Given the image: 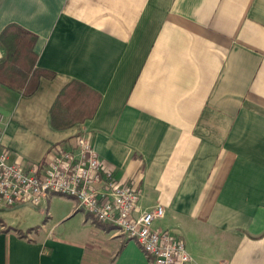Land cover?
Listing matches in <instances>:
<instances>
[{"label": "crops", "instance_id": "0c3cea01", "mask_svg": "<svg viewBox=\"0 0 264 264\" xmlns=\"http://www.w3.org/2000/svg\"><path fill=\"white\" fill-rule=\"evenodd\" d=\"M9 24L38 36L39 67L56 73L30 98L0 85L12 163L42 169L87 137L141 190L135 217L163 206L153 228L184 241L191 264H264V0H0V34ZM73 80L102 102L57 130L51 109ZM56 198L33 208L45 218ZM56 203L55 225L0 217V264H154L114 226L66 234L58 223L89 215Z\"/></svg>", "mask_w": 264, "mask_h": 264}, {"label": "built area", "instance_id": "2783aa9c", "mask_svg": "<svg viewBox=\"0 0 264 264\" xmlns=\"http://www.w3.org/2000/svg\"><path fill=\"white\" fill-rule=\"evenodd\" d=\"M4 120L0 112V209L28 203L39 206L50 195L69 197L94 222L114 226L135 241L154 264L192 263L184 241L153 228L154 221L165 214L163 206L135 217L141 190L121 183L104 169L89 138L77 137L78 152L60 149L44 168L26 170L10 161L2 141Z\"/></svg>", "mask_w": 264, "mask_h": 264}, {"label": "trees", "instance_id": "16d2710c", "mask_svg": "<svg viewBox=\"0 0 264 264\" xmlns=\"http://www.w3.org/2000/svg\"><path fill=\"white\" fill-rule=\"evenodd\" d=\"M37 41L36 34L18 24H9L0 34V85L26 98L38 92L43 80L56 78L55 72L39 67ZM101 102L102 95L98 91L73 80L52 106V126L57 130L82 126L95 117Z\"/></svg>", "mask_w": 264, "mask_h": 264}, {"label": "rangeland", "instance_id": "374dc122", "mask_svg": "<svg viewBox=\"0 0 264 264\" xmlns=\"http://www.w3.org/2000/svg\"><path fill=\"white\" fill-rule=\"evenodd\" d=\"M56 201L53 202L50 206V212L47 213V216L43 218V215L40 214L36 209L33 207H24L20 210H15L10 213L0 212V217L2 219H5L7 223L14 226V228L23 229L27 224L35 226L37 229L39 226L43 225V219L47 222L51 221V225H55L57 221L55 220V216L57 214V210L60 209L61 205H58L56 202H74L77 204V202L69 197L56 195ZM70 200V201H69ZM44 206V204L42 205ZM74 210V208H73ZM61 211H64L62 209ZM80 213H83V215L86 216V213L81 211ZM81 216V215H77ZM76 216V217H77ZM75 218H66V220L58 223V228H60L63 231H66V234H69V230L71 231H78L81 234L78 236L80 238H84V236H87L90 234V228L92 226V220L91 217L87 216L84 217L83 222L81 221V217ZM81 240V239H80Z\"/></svg>", "mask_w": 264, "mask_h": 264}, {"label": "water", "instance_id": "95a60500", "mask_svg": "<svg viewBox=\"0 0 264 264\" xmlns=\"http://www.w3.org/2000/svg\"><path fill=\"white\" fill-rule=\"evenodd\" d=\"M28 206L29 207H34L33 204L28 203V204H22V205L16 206V207L11 208V209H0V212H12V211L19 210V209H21L23 207H28Z\"/></svg>", "mask_w": 264, "mask_h": 264}]
</instances>
